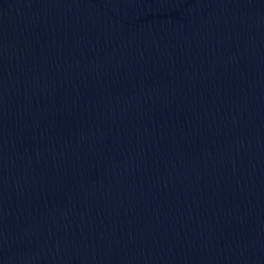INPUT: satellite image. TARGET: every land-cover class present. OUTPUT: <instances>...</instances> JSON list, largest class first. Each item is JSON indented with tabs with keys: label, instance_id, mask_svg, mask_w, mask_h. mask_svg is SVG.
I'll list each match as a JSON object with an SVG mask.
<instances>
[{
	"label": "water",
	"instance_id": "obj_1",
	"mask_svg": "<svg viewBox=\"0 0 264 264\" xmlns=\"http://www.w3.org/2000/svg\"><path fill=\"white\" fill-rule=\"evenodd\" d=\"M0 264H264V0H0Z\"/></svg>",
	"mask_w": 264,
	"mask_h": 264
}]
</instances>
